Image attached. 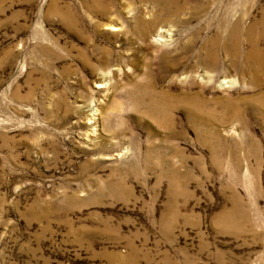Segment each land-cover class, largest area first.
Masks as SVG:
<instances>
[{
  "label": "rangeland",
  "instance_id": "rangeland-1",
  "mask_svg": "<svg viewBox=\"0 0 264 264\" xmlns=\"http://www.w3.org/2000/svg\"><path fill=\"white\" fill-rule=\"evenodd\" d=\"M250 51L264 0H0V264H264Z\"/></svg>",
  "mask_w": 264,
  "mask_h": 264
},
{
  "label": "bare ground",
  "instance_id": "bare-ground-1",
  "mask_svg": "<svg viewBox=\"0 0 264 264\" xmlns=\"http://www.w3.org/2000/svg\"><path fill=\"white\" fill-rule=\"evenodd\" d=\"M263 24V21L261 20V21H259L258 23H256L254 26H261ZM236 31H238L237 29L235 30V32ZM246 36H247V33H246ZM233 37H234V35H233ZM230 38V37H229ZM236 40V39H235ZM234 40V41H235ZM236 42V41H235ZM250 56H252V57H250ZM251 62H252V64H253V66H252V68H251V71L256 75V76H258L259 77V75L261 74V73H263L264 72V68L263 67H261V65H260V63H259V61H258V58L256 57V54L253 52V51H250L249 52V57H247Z\"/></svg>",
  "mask_w": 264,
  "mask_h": 264
}]
</instances>
